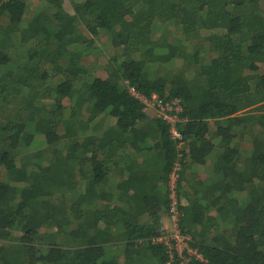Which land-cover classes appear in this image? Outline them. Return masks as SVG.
Segmentation results:
<instances>
[{"label":"trees","instance_id":"1","mask_svg":"<svg viewBox=\"0 0 264 264\" xmlns=\"http://www.w3.org/2000/svg\"><path fill=\"white\" fill-rule=\"evenodd\" d=\"M128 87L180 102L189 264H264V0H0V264H177L175 144Z\"/></svg>","mask_w":264,"mask_h":264},{"label":"built area","instance_id":"2","mask_svg":"<svg viewBox=\"0 0 264 264\" xmlns=\"http://www.w3.org/2000/svg\"><path fill=\"white\" fill-rule=\"evenodd\" d=\"M128 93L142 105V111L146 116L154 118L155 120H161L165 122L169 127V138L173 140L176 149V157L168 175V187H169V198L171 202V222L172 231L171 234L158 239V242L162 243L167 247V253L170 261L175 257L177 264H189L192 259L203 261L202 256L197 250L190 247L188 244L190 238L180 233L177 220L178 214L174 208L177 203V187L180 181L181 173L183 171V152L185 151V142L177 128V123L184 122L177 117V114L181 112V106L178 99L171 100L170 102H164L157 98L156 95L146 97L137 92L133 87H128Z\"/></svg>","mask_w":264,"mask_h":264},{"label":"crops","instance_id":"3","mask_svg":"<svg viewBox=\"0 0 264 264\" xmlns=\"http://www.w3.org/2000/svg\"><path fill=\"white\" fill-rule=\"evenodd\" d=\"M216 142H217V139L214 140V143H216ZM213 154H215V152H213ZM211 162L212 161L209 160V164L207 163V166L203 167L200 170L206 171V172L209 173L210 172V167H211ZM119 166H120V164H119ZM117 168L119 169V167H117ZM191 169H190L191 171H188V177L190 178V180H193L192 172H194L196 168L193 169V167H192ZM116 179H118V178L116 177ZM162 219L164 220V215L162 216Z\"/></svg>","mask_w":264,"mask_h":264},{"label":"rangeland","instance_id":"4","mask_svg":"<svg viewBox=\"0 0 264 264\" xmlns=\"http://www.w3.org/2000/svg\"><path fill=\"white\" fill-rule=\"evenodd\" d=\"M242 146H243L244 148H248V147H249V144H248V142H245V144L243 143Z\"/></svg>","mask_w":264,"mask_h":264}]
</instances>
